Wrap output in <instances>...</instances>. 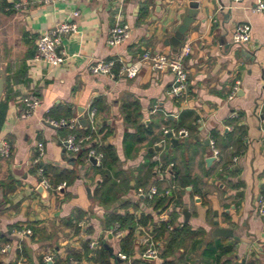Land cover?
<instances>
[{
  "label": "crops",
  "instance_id": "1",
  "mask_svg": "<svg viewBox=\"0 0 264 264\" xmlns=\"http://www.w3.org/2000/svg\"><path fill=\"white\" fill-rule=\"evenodd\" d=\"M13 3L20 8L0 6V20L9 21L16 42L14 51L0 44L5 59L0 78L5 84L8 69L23 63L27 82H10L0 98V141L10 147L8 158L0 156V250L9 247L0 254V264H44L46 255L52 264H100L102 245L128 258L117 264H216L202 252L217 241L233 248L221 263L264 264V221L256 204L264 198V14L253 12L254 0H124L119 5L113 0H6ZM192 4L197 14L177 49H191L185 59V93L171 92L173 76L166 70L143 67L132 79L88 72L97 60H116L117 72L145 52L173 56L176 52L164 42ZM74 11L76 18L71 17ZM65 21H74L79 31L63 37L67 60L56 66L34 61L37 37ZM123 24L129 27L128 38L108 47L109 30ZM240 24L251 27L250 41L243 46L231 41ZM30 93L39 97L40 106L21 120L22 100ZM91 109L92 139L99 148H111L116 158L111 168L103 165L104 158L96 167L61 146L69 134L86 137L88 124L83 127L78 119L85 120ZM127 112L132 122H127ZM46 118L75 119L80 127L55 129L45 125ZM138 125L147 131L139 142ZM164 130H186L188 135L174 145L163 137ZM125 134L136 135L132 148ZM38 143L44 146L40 169L33 164ZM38 172L51 190L39 186ZM63 174L73 181L60 179ZM151 187L170 194L144 201L137 197L138 190ZM183 209L189 213L187 223ZM126 216L149 220L134 230L130 254L121 250L129 228L112 219ZM170 220L168 230H161ZM214 222L232 230L234 238L215 237ZM185 224L201 233L199 244L193 246L189 239L162 258L169 232ZM116 225L120 239L109 233ZM22 231L29 234L20 237ZM150 243L159 250L158 261L140 259ZM109 264L115 263L110 259Z\"/></svg>",
  "mask_w": 264,
  "mask_h": 264
},
{
  "label": "built area",
  "instance_id": "2",
  "mask_svg": "<svg viewBox=\"0 0 264 264\" xmlns=\"http://www.w3.org/2000/svg\"><path fill=\"white\" fill-rule=\"evenodd\" d=\"M65 0H41L43 4H54L57 2H63ZM117 4H122L124 0H113ZM239 2L240 0H235ZM20 4L13 3L9 9L18 10ZM253 12L264 14V0H254V5L252 8ZM79 16L78 11L71 13L72 18ZM251 27L248 24L237 25L233 31L231 41L234 45L243 46L250 41ZM79 31L77 25L74 21L57 23L53 29L46 31L39 35L36 39V56L34 61L43 62L50 66H56L63 64L66 60V53L63 48V37L78 35ZM129 36V27L127 25H115L109 32L106 39V44L108 47H116L124 42ZM191 49L189 46H185L179 49L173 56H167L165 54L152 55L150 52H145L142 57L130 65H122L117 72H114L116 65V60H97L93 61L88 65V72L93 75H105L111 79H114L117 75H123L128 79L134 78L141 68L150 67L153 70H166L169 71L173 76L174 85L172 88V93L179 96L186 92L188 87V73L185 67V59L190 54ZM235 94V91L231 95ZM23 109L19 114L21 120H26L31 118L40 106V99L37 95L30 93L23 98ZM95 110L91 109L85 118V123L88 124V129L90 132L95 133ZM44 123L49 126L58 129L60 127H68L69 129H75V127H80L75 119L54 121L46 118ZM86 125V124H85ZM226 130H230V127H226ZM168 133H172V137L175 139H185L188 135L186 130H178L176 132L172 130H164L163 137H166ZM94 139V138H93ZM91 136L85 138H78L75 134H69L67 137L61 140V146L64 151L73 155H78L82 151H85V158L87 161L90 159L95 160V166L101 167L103 161V154L96 151L94 148L97 142L94 141ZM92 143V144H91ZM212 148L213 157H217L218 151L214 148V142L209 141ZM36 156L33 159V164H38L44 155V146L42 143L37 144ZM10 155V147L6 141H0V156L2 158H8ZM156 161L158 159H155ZM170 167L172 164L169 165ZM39 178V186L45 191L51 190V185L47 179H45L40 172L37 174ZM63 189V186L56 187V191L59 192ZM170 194V191H164L158 193L155 187H151L148 190H138L137 197L144 200L151 199L154 195H159L161 197H166ZM257 211L258 215L264 221V198L259 197L257 199ZM116 225L113 229L109 231L110 235L116 239L122 237L121 231L118 230ZM29 234V231H22L19 233L20 237H25ZM9 247H4L0 250V254H4ZM116 257L120 261H128V258L118 253ZM140 259L145 262H153L159 260V250L154 243H150L145 250L140 254ZM44 264H52V256L46 255L43 258ZM72 264V263H71Z\"/></svg>",
  "mask_w": 264,
  "mask_h": 264
},
{
  "label": "trees",
  "instance_id": "3",
  "mask_svg": "<svg viewBox=\"0 0 264 264\" xmlns=\"http://www.w3.org/2000/svg\"><path fill=\"white\" fill-rule=\"evenodd\" d=\"M0 6L1 8H5V7H11V4H6V0H0ZM26 66L21 63L19 65H15L13 67H10L8 69V76L7 79L5 81L4 84V89L7 90L9 83L12 82L13 84H19V83H26L27 82V78H26ZM130 106L127 105L125 106V108L128 110ZM126 120L127 122H132V118L130 113H126ZM131 120V121H130ZM0 123H1V119H0ZM135 124V123H133ZM60 128H67V127H60ZM136 135L137 137V142L142 140V136L147 133V131H143L141 126H137L136 127ZM84 135L87 136H91L92 138L95 137V133L90 132V130L87 128L84 130ZM135 135V136H136ZM135 136L130 135V134H125V142L127 143V147L128 148H132L133 145L132 143L135 142L134 138ZM96 149V151L101 152L103 154V158H104V162L103 165H105L108 168H111L114 163L116 162V158L114 156V154L112 153V150L109 146H104L99 148L97 145H95L94 147ZM79 158L81 157H85V151H82L79 156ZM102 166V165H101ZM35 167L37 169H40L39 164L35 165ZM60 179H64L66 180V182H72L73 181V177L69 176L68 174H63L59 176ZM177 206L181 205V202L178 201L176 202ZM113 220H116L117 222H119L121 224L122 227H128L130 230L129 235H127L124 239L121 240V250L123 252H125L126 254H130V250H131V245H132V239H133V232L136 229V227L138 225H145L148 223V219H142L141 218H135V217H131V216H126V217H117V218H112ZM172 223V221L170 220L167 221L166 223H163L160 228L161 230L163 229H167L170 226V224ZM199 232H194L191 231V229L185 224L183 225L181 228H176L173 231H170L168 234V243L167 246L162 254V258H166L169 255H172L173 251L179 247V246H184L185 242L187 240H193L194 239V244L193 246H197L199 244V241L197 240L198 236H199ZM233 248L232 246L228 245V244H224V243H220V241H217L215 243H210L206 246V248L203 250L202 252V256L204 259L210 261L211 263H216V264H230L228 261H224V262H220L221 257L228 255L232 252ZM98 257H97V261L100 262V264H109V260L112 259L114 261L115 264H117L118 262L115 261L113 259V255L107 251L104 248V245H102V247L100 248V251L97 253ZM133 264H143L140 262L135 261ZM163 264H169L168 262H164Z\"/></svg>",
  "mask_w": 264,
  "mask_h": 264
},
{
  "label": "water",
  "instance_id": "4",
  "mask_svg": "<svg viewBox=\"0 0 264 264\" xmlns=\"http://www.w3.org/2000/svg\"><path fill=\"white\" fill-rule=\"evenodd\" d=\"M196 14H197L196 5L192 4L190 9L187 11L186 15L183 17L181 23H179V25H177L175 27L172 37L167 39L164 42V45H166V46L169 45L172 48L173 52H177V49L180 46L181 42L183 41L185 33L187 32L188 28L193 23ZM3 91H4V81L0 78V98L3 94ZM78 121H79V124L81 126H83V127L85 126V120L83 119L82 116H79ZM45 125L49 126L47 123H45ZM49 127H51V126H49ZM166 138L170 139V142L172 144L177 145L178 140H176L172 137V133H168L166 135ZM90 162L93 165H95L94 159H90ZM181 213L183 216V221L185 223H187L189 220L188 211L186 209H183ZM214 225L216 226V229L213 231V235L215 237H221V238H225V239L226 238H234L232 230L219 228L217 222H214ZM104 248L113 255V259L115 261L120 262V260L116 257V255L113 254V250L111 247L105 245Z\"/></svg>",
  "mask_w": 264,
  "mask_h": 264
},
{
  "label": "rangeland",
  "instance_id": "5",
  "mask_svg": "<svg viewBox=\"0 0 264 264\" xmlns=\"http://www.w3.org/2000/svg\"><path fill=\"white\" fill-rule=\"evenodd\" d=\"M11 24L7 19L0 20V44L4 43L6 47H10L12 51L15 49V34L10 28ZM15 57H8V60H12ZM4 57L0 55V76L4 78L5 61Z\"/></svg>",
  "mask_w": 264,
  "mask_h": 264
}]
</instances>
